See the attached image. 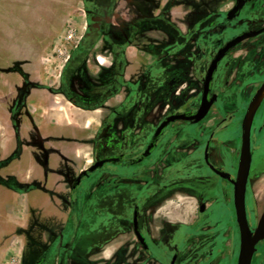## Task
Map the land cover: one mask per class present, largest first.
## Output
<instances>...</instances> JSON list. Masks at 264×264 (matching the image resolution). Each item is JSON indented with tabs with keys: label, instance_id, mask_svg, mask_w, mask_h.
I'll return each instance as SVG.
<instances>
[{
	"label": "rangeland",
	"instance_id": "obj_1",
	"mask_svg": "<svg viewBox=\"0 0 264 264\" xmlns=\"http://www.w3.org/2000/svg\"><path fill=\"white\" fill-rule=\"evenodd\" d=\"M64 1L0 0V113L11 109L13 113L24 116L28 110V101L25 94L21 92L8 97L7 88H3L2 78L7 74V69L18 70L19 67L36 69L38 64L45 63L48 65L47 71L49 72V65L51 64L50 72L56 75L57 79L56 89H53V92L59 93L60 88L67 89L66 77L62 73L66 64L64 61L66 55H54L53 52L56 45L60 46L64 42L62 38L50 39L48 37L54 32L66 13V9L62 5ZM158 2L159 0H132L130 12L136 18H141V20H138L133 39L130 42L132 49H128V51L133 52V49L145 51V45L149 41L148 36H151V32L144 34V31L151 30L155 34L162 32L161 26L151 19ZM222 2L223 0H217V3L215 2L212 5L209 3L210 6L207 9L213 14L208 19L210 22H214L208 24L203 30L207 39H202L201 43L197 42L196 48H194L195 44L191 45V54L194 56V61L186 63L184 84L181 81V83L179 82L172 87L167 95L169 98L167 96H156L157 92L154 93L153 91L160 89L140 85L132 88V93L135 92L136 97L126 96L127 93L123 89L120 97L115 100L111 99L106 104V117L95 138L96 157L125 152L127 157L131 158L134 152L144 149L166 114L179 113L185 102H188L186 103L187 106L190 105V96L194 95L199 87L197 79L204 73V68L199 69L196 67L199 58L201 56L204 59L210 57L214 49L227 40L228 32L232 30L225 17L226 10L218 13V8ZM227 2L230 6L232 0H227ZM72 3L73 13L75 15L77 13L81 14L82 5L79 0H73ZM205 5H207L205 0H196L191 8H195V10L206 9L202 8L206 7ZM145 16L150 17V19H144ZM255 17L254 13L245 10L241 13L239 19H255ZM80 20L81 18L77 20V25L81 27ZM242 28L237 27L235 30L238 31ZM115 31L119 33V36L127 34V31L120 24L115 28ZM209 36L215 38H208ZM113 40L117 41L116 38ZM79 41L80 39H73L69 46L73 47ZM90 43H95L96 50L100 52L105 49L110 51L111 47L115 50L127 46L125 42L122 45H116L110 40L105 42L97 38L90 40ZM251 46L252 44H248V41H246L243 46H240L239 50L233 52V56L229 57L230 66L226 70L225 68L222 69L223 73H227L226 77L228 79L236 81L242 79V74L245 72V67L243 68V65H241L243 62L246 64L249 62H264V52L252 55L243 53L245 49ZM41 47H47V53H39ZM109 51L104 55L107 56ZM128 51L127 56L131 58ZM191 58L190 55L189 59ZM241 58L244 59L240 60ZM99 60L102 63L109 61V59L101 57ZM167 60L171 62L170 68L176 69L178 73L181 71L182 68H179L178 62L172 64L173 60L171 58ZM167 60L164 61V65ZM147 68L149 69V67ZM254 72L263 73L264 69L255 70ZM13 77L18 78L16 75H11L10 79ZM59 80L62 81L60 83L62 86L58 85ZM183 91L186 93V100L181 97ZM152 92L154 95H152ZM232 105V101L222 97L198 124L190 125L184 121L171 124L165 136L160 139L158 149L151 157L141 165L120 168L123 171L122 173L127 176L138 175L135 179L123 181H127L128 184L135 182L138 187L147 186L148 189L142 194V202H144L145 197L152 198L153 196L150 201L151 204L153 203V207L155 209L156 207L164 208L163 216L157 215V213L153 216L147 214L150 240L158 241L162 223L175 224L174 226L177 227L181 226L179 230L170 232L168 251H166V247L160 251L154 250L157 256L155 258L146 257L145 262L141 264H168L173 252L179 254L176 264H236L239 233L233 208L232 185L217 177L207 179L208 181H180L184 174L183 171L188 172L186 176L189 178L194 173V169H199L194 165L196 164L197 151L202 147L209 132L216 127L220 116L228 112ZM118 106H120L117 109L119 115L111 113L110 110ZM239 135L238 132L231 135L228 131H224L218 135L223 144L214 146L212 149L213 161L216 164H224L227 170L234 173L236 166L234 160L239 148ZM255 148L245 193L246 218L251 230L255 229L256 223L264 210V145H257ZM193 160L194 162H192ZM107 168L114 169L116 166L109 164ZM58 169L66 170L65 166H60V163ZM102 173L104 172L98 171L94 174ZM206 175L208 174H201V176ZM82 179L85 181L86 177ZM24 187L25 195L23 200L20 198V202H23L26 206L23 221L25 228L20 231L19 237L24 239L27 247H30L35 245V242L39 243L45 240L42 223L49 219L48 213H53L52 216L55 214V208L59 213L61 205L59 201L50 200L46 194L32 188L31 184H25ZM114 187L111 192H108L105 188L94 191L87 200L86 208L84 207L85 218L79 226L81 227L80 238L86 237L83 240L90 243V246L98 247L117 233L124 217V227L129 228L130 216L125 215L127 204L136 198L134 186H124L120 181H116ZM80 190L81 187L73 193V221L68 230L62 234L64 238L69 240H71L75 229L78 228L77 206ZM10 201L12 202V199ZM200 203H205L208 207L203 215L198 214ZM175 208L177 211L174 210ZM34 211H38V221L41 223L36 222ZM59 219V215L53 216L54 223ZM32 226L35 227L34 230ZM124 232L125 234L119 237L118 240L129 244L132 238L131 231L128 229ZM58 241L59 238L57 237H52L48 241L51 246L49 253L44 254L43 264H117L111 252L112 249L108 250L109 247L101 255H98L99 251L87 252L88 245L84 250L79 251L74 247L76 241L68 243L67 246H57ZM83 251L85 254H83ZM35 262L36 260L29 264H35ZM251 264H264V242H260L256 246Z\"/></svg>",
	"mask_w": 264,
	"mask_h": 264
},
{
	"label": "crops",
	"instance_id": "obj_2",
	"mask_svg": "<svg viewBox=\"0 0 264 264\" xmlns=\"http://www.w3.org/2000/svg\"><path fill=\"white\" fill-rule=\"evenodd\" d=\"M99 1L79 0L82 13L75 15L73 0H65L62 5L66 13L48 37L63 39L70 26L75 29L74 39L82 38L89 21L86 9L97 6ZM101 1L103 4L110 2V0ZM195 1L159 0L151 19L161 26L162 32L155 34L151 30L144 31V34L151 32L145 46H151L154 49L177 47L178 40L187 36L188 33L204 30L210 23L208 17L213 14L208 11L207 7L217 3V0H205L207 5L202 8L206 9L200 8L199 10L191 8ZM131 7L132 0H113L114 14L110 19V27L116 28L119 23L137 25L141 18L132 15ZM228 7L227 0H223L218 13L227 11ZM79 18H81V27L77 25ZM144 19H150V17L145 16ZM58 47L59 45L54 47V55H57ZM73 47L66 46L65 63ZM47 49V47H41L39 53H47ZM128 54L131 56L125 64V72L128 76L131 72L140 74L143 71L142 61L151 63L154 60L147 49L145 51L133 49V52L129 50ZM100 57L103 58L98 55L94 59V66H103L99 60ZM47 66L45 63H40L36 69L29 67H19L18 70L7 69L8 75L2 78V85L3 88H7L8 97L21 92L27 96L28 110L24 116L13 113L11 109L0 113V264H29L34 260L37 261L39 256L49 253L51 244L48 241L52 237L59 238L57 246H67L68 243L76 241L74 247L79 251L84 250L89 243L84 242L83 239L86 237L81 235L84 238H80L81 227L79 226L84 221L85 212L83 210L87 206L89 196L101 188L111 192L115 188V182H121V178L116 175L92 174L85 176V181L81 177L79 184L74 186L76 178L93 163L95 138L106 117L108 102L82 105L69 101L60 93L53 92V89H56L57 79L56 75L50 72L52 65H49V72ZM11 75H16L18 78L10 79ZM59 163L60 166H65V171L58 169ZM25 184H31L32 188L46 194L50 200L59 201L61 205V211L58 213L55 208L53 215H59V221L54 223L53 213H48L49 219L42 223L45 240L35 242V245L30 247H27L24 239L19 237L20 231L25 228L23 221L26 206L20 202V198L23 200L25 195ZM80 187L77 206L78 228L69 240L62 234L68 230L73 221L72 196ZM151 211L147 213L152 216L155 213L164 215L163 207H156L154 213L153 210ZM34 213L36 222H39L38 211ZM32 228L34 230L35 227L32 226ZM119 237L107 241L99 250L98 255L105 252L108 247V250L112 249L111 252L114 255L123 242L118 240ZM83 254H85L84 251Z\"/></svg>",
	"mask_w": 264,
	"mask_h": 264
},
{
	"label": "flooded vegetation",
	"instance_id": "obj_3",
	"mask_svg": "<svg viewBox=\"0 0 264 264\" xmlns=\"http://www.w3.org/2000/svg\"><path fill=\"white\" fill-rule=\"evenodd\" d=\"M235 3L236 0H232L231 5L229 6L228 10L225 13L226 20L229 23V26L232 28V30L228 32L227 40L223 42L221 45L217 46L210 57L204 59L201 56L199 58L196 67H198L199 69L204 68V73L201 74L197 79V81L199 82V87L197 89V92L194 95L190 96V100H189L190 105L187 106L186 103L188 102H185L181 107L179 113H184V112L191 113V112H195L198 109L203 96L204 77L217 51L223 45H225V43L245 32L264 28V0H244V4L239 10L238 14L235 17L228 19L227 13L229 12V10H231L234 7ZM245 10L254 13L256 16L255 19H250V18L239 19L241 13ZM86 12L89 20L87 23L86 30L82 38H80L78 44L75 45L70 50L68 60L64 65L62 71V73H64L66 77L67 89L60 88L58 91L66 99L77 104L95 105V104H102L104 102H109L111 99L115 100V96H117L116 98L120 97L123 89H125L127 93L126 96L136 97L137 96L136 93L135 92H133L134 94L132 93L133 90L132 88H134V86L138 87L140 85L141 86L147 85V87H152L153 89L154 87L160 89L153 92L154 93L157 92L156 96L158 97H162V96L165 97L170 93L171 88L174 87L177 83L179 82L181 83L182 81V84H184V79L186 76L185 65L187 62L194 61L193 60L194 56L193 54H191V45L195 44L194 48H196L197 42L201 43L202 39H207L206 36H204L205 31L202 30L197 32H190L184 38L179 39L177 47L171 46L167 48L162 47L160 49H154V47L147 46L146 49L152 54L154 60L151 63H148V61L146 62L142 61L141 63L142 66L144 67L143 71L140 72V74H137L136 72H131L130 75L128 76L126 75L125 72V64L129 59L127 56V51L129 48L132 47L130 45V42L133 39V34L136 30L137 25L135 24L123 25L122 23H119L121 27H123V29L127 31V34H123L121 36H119V33L115 31V28L110 27V19L114 14L113 0H110V2L107 1L105 4H103L102 1L100 0L97 6L95 7L91 6L87 8ZM213 22H210L209 24ZM237 27H243V28L241 30L236 31L235 29ZM212 37L215 38L214 36H209L208 38H212ZM96 38L102 39L105 42L110 40L116 45H122L123 42H125L127 46L121 49L117 48L115 50L112 49L111 47L110 51L109 49L108 50L105 49L104 51L100 52L96 50L95 43H90V40ZM115 38L117 41L113 40ZM246 41H248V44H252V46L243 51L245 55L248 54L252 55L260 52L263 53L264 30L260 34L245 39L239 42L238 44H236L218 62L216 69L213 73V76L211 78L209 93L207 95L208 98L215 95V101L209 108L208 113L222 97H226L227 100L232 101L233 105L228 112H225L223 115L220 116V120L216 124V127L211 132H209V134L206 136V139L203 142L202 147H200L199 150L197 151V157L195 160L196 164L194 165L199 169H194L193 171L194 173H192L190 175L191 177L189 178L186 176V173L188 172L183 171L184 174L182 175L183 177L180 180L181 182H190L193 180L208 181L207 179L217 177L218 179H221L222 181H225L226 183L232 185L229 181L221 178V176L218 173L213 172L210 166H213L214 168H220L223 170V172L229 174L231 178L236 179L238 173L237 166L239 165V159H240L241 136L249 137L250 152H251L250 165L254 157V152L256 149L255 146L264 145V72L263 73L254 72L255 70L264 69V62H258V63L249 62L247 64L244 62L241 63V65H243V68L245 67V72L242 74L243 77L239 81H236L234 79H228L226 77L227 73L222 72L223 68H225L226 70L230 66L228 60L229 57L233 56V52L235 50H239L240 46H243V43H245ZM86 43H88V45H86ZM107 51H109L107 55L108 57L104 55L107 53ZM98 55H101L103 58L109 59V61L105 63L103 62L102 63L103 66L101 67L94 66L93 61L94 59L97 58ZM190 55L192 57L191 59H189ZM169 58L173 60L172 64L176 62L179 63V68H182L179 73L176 71V69L173 70V68H170L171 62L167 60ZM244 58H241L240 60H243ZM165 60H167V63L164 65ZM109 63H111V65H109ZM147 67H149V69ZM61 82L62 81L59 80L58 85ZM60 86L62 85L60 84ZM153 92L152 95H154ZM147 96L148 95L146 94V97ZM181 97H183V99L186 100L185 91H183ZM167 98L169 97L167 96ZM253 101L255 102L256 105H254L251 109L252 115L250 118V123L248 128L245 129L243 126V122L244 119L248 116V112ZM120 106L110 110L111 113L115 115H119L117 109ZM170 114H175V113H170ZM170 114H166L161 122H163L164 119ZM184 122L190 125H195L199 123V122L192 123L191 120H186ZM103 123L104 120L100 128L102 127ZM171 124H169L162 130L154 146L150 150L149 154H147L142 159L141 157L145 153L150 142L152 141L153 135L159 125L156 127L155 131L153 132L149 142L146 144L144 149L142 151L134 152L131 158L127 157V154L125 152H120L117 154H105L101 157L100 156L96 157L95 156L96 149L94 148V155H93L94 158L91 166H93L97 161H102V160H107V161L105 164H102V166H100L99 168L95 169L94 171L88 172L86 175L82 176L83 178L85 176L92 175L95 172L103 171L104 173L102 174H112L120 177L121 183L124 186L134 184L132 186H134V190H135L134 192L136 194V198L135 200L127 204V208H126L127 213L125 215V216L127 215L130 216L131 222L128 229L131 231L132 238L129 244L123 241L118 247L117 251L115 252L114 260L116 261L117 264H141L145 262L146 257L155 258L157 256L154 250L160 251L166 247L165 249L166 251H168L167 247L169 246L168 243H169L170 232L179 230L181 227V226L179 227L174 226L175 224H171V223L170 224L162 223L160 229V238L158 239V241L150 240V236L148 235L150 234L149 233L150 228L148 226L149 223L147 218V214H148L147 211H151L155 209L152 205L153 203L152 204L150 203L153 196L152 198L145 197L144 202H142V198H143L142 194L144 191L148 189L147 186L138 187L135 182L128 184L127 181H123L127 179H135L136 177H138V175L133 174L131 176H127L123 174L122 173L123 171H121L122 169H120L126 166L133 167V166L141 165L149 157H151L158 149L160 139H162L165 136L167 129L170 127ZM224 131H228L231 135H233V133L235 132H238L240 134L239 148L234 160L236 165L235 173L227 170L224 164H216L213 161L212 149L214 146H220L223 144V141L218 137V135H220ZM192 162H194V160ZM109 164H113L114 166H116V168L114 169L107 168V165ZM249 172H250V168H249ZM202 173L208 175L201 176ZM239 174H241V168L239 170ZM201 205L204 206L202 212L199 211ZM207 209L208 207L205 203H200L198 206V214L203 215L207 211ZM135 213L137 220L136 232L140 235L141 241L137 238V235L135 234V228L133 223ZM124 219L125 217L123 218L120 229L118 230L117 233L109 237L98 247L90 246L89 243L88 244L89 249L87 248L86 251L87 252L93 250L99 251L103 247V245L110 239L124 235L125 234L124 231L128 230L127 228L124 227L123 224ZM173 256H176L173 264L177 263L179 254L173 252L170 256V260L168 261V264H170ZM43 257L44 254L40 256V258H38L35 264H43L44 261Z\"/></svg>",
	"mask_w": 264,
	"mask_h": 264
},
{
	"label": "water",
	"instance_id": "obj_4",
	"mask_svg": "<svg viewBox=\"0 0 264 264\" xmlns=\"http://www.w3.org/2000/svg\"><path fill=\"white\" fill-rule=\"evenodd\" d=\"M244 4V0H236V3L234 7L229 10L227 13V18L231 19L235 17L241 7ZM264 28L258 29V30H252L245 32L236 38L228 41L223 45L216 53L214 58L212 59L206 75L204 77L203 81V96L201 103L198 107V109L195 112L191 113H175L168 115L163 122L159 124L157 127L153 139L148 145L145 153L142 155L141 159L144 158L147 154H149L150 150L154 146L158 136L162 132V130L168 126L171 123L177 122V121H186L191 120L192 123H198L201 120L205 118L207 115L209 108L215 101V95L208 98L209 93V86L210 81L213 76V73L216 69V66L218 62L221 60V58L236 44L239 42L248 39L250 37H254L258 34H260ZM259 93V92H258ZM107 160L97 161L93 166L86 169L84 172H82L75 180L74 186H77L79 184V181L82 176L86 175L88 172L94 171L95 169L102 166V164H105ZM250 161H251V152H250V144H249V137H243L241 136V146H240V159H239V167H238V173L236 179H233L229 176V174L223 172L220 168H214L213 166H210L211 170L215 173H218L221 178L229 181L233 185V207H234V213H235V219L236 224L238 227V233H239V249H238V255L236 259V264H251L252 256L256 251V246L260 242H264V210L262 211L256 226L254 230H251L248 221L246 218V211H245V191H246V183L248 180V174H249V168H250ZM240 168L242 169V173L239 174ZM204 209V206L201 205L199 208V211L202 212ZM134 228H135V234L137 235V238L140 240V235L136 232V213L134 215ZM141 241V240H140ZM176 256H173L170 264L174 263Z\"/></svg>",
	"mask_w": 264,
	"mask_h": 264
},
{
	"label": "built area",
	"instance_id": "obj_5",
	"mask_svg": "<svg viewBox=\"0 0 264 264\" xmlns=\"http://www.w3.org/2000/svg\"><path fill=\"white\" fill-rule=\"evenodd\" d=\"M75 36V29H72V27H68L65 36L63 37L62 41L64 44L60 45L57 49V55L64 56L66 55V46L70 45L72 40Z\"/></svg>",
	"mask_w": 264,
	"mask_h": 264
},
{
	"label": "bare ground",
	"instance_id": "obj_6",
	"mask_svg": "<svg viewBox=\"0 0 264 264\" xmlns=\"http://www.w3.org/2000/svg\"><path fill=\"white\" fill-rule=\"evenodd\" d=\"M254 105H256V104H255V102L253 101L252 104H251V106H250V109H249V112H248V116L244 119L243 126H244L245 129H247L248 126H249L250 118H251V115H252V110H251V109H252V107H253ZM244 137H246V136H244ZM241 173H242V169H241Z\"/></svg>",
	"mask_w": 264,
	"mask_h": 264
}]
</instances>
